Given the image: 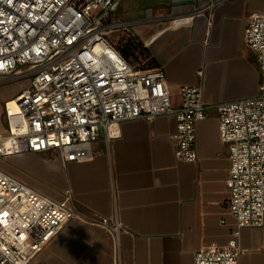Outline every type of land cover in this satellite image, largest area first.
<instances>
[{
    "label": "crops",
    "instance_id": "0c3cea01",
    "mask_svg": "<svg viewBox=\"0 0 264 264\" xmlns=\"http://www.w3.org/2000/svg\"><path fill=\"white\" fill-rule=\"evenodd\" d=\"M207 2L117 0L112 11L122 22L118 31L163 71L174 105L184 85L199 87L206 106L258 93V66L244 30L252 14H264V0H227L210 13H195ZM5 129L3 117L0 133ZM174 132V117L158 115L121 122L118 136L106 142L101 135L85 162L62 164L53 153L8 156L0 170L54 201L67 200L74 212L29 264H193L200 248L224 245L235 220L217 112L208 108L195 124L193 162L175 158ZM99 219L120 224L116 249L94 224ZM238 245V264H264V226L241 228Z\"/></svg>",
    "mask_w": 264,
    "mask_h": 264
},
{
    "label": "built area",
    "instance_id": "2783aa9c",
    "mask_svg": "<svg viewBox=\"0 0 264 264\" xmlns=\"http://www.w3.org/2000/svg\"><path fill=\"white\" fill-rule=\"evenodd\" d=\"M227 0H208L210 13ZM117 0H0V85L28 79L3 103L0 157L55 154L62 164L92 158V145L118 136L121 122L173 116L175 158L196 159L195 124L208 108L218 115L227 147L225 185L235 229L224 245L197 250L193 264H238L239 231L264 226V14H252L244 41L255 56L258 93L206 106L197 86H181L174 105L159 68L135 69L109 41L122 22L112 18ZM74 215L0 170V264H29ZM118 247L120 224L95 220Z\"/></svg>",
    "mask_w": 264,
    "mask_h": 264
},
{
    "label": "rangeland",
    "instance_id": "374dc122",
    "mask_svg": "<svg viewBox=\"0 0 264 264\" xmlns=\"http://www.w3.org/2000/svg\"><path fill=\"white\" fill-rule=\"evenodd\" d=\"M127 38V35L124 34L122 31H118V29L114 30L111 32V34L109 35V41L111 42V44H113V46H115L117 49L120 46V44H122V42L120 41L121 39H125ZM137 60L135 59H130L129 61L131 62V64L133 66H136V63L140 62V58L138 57ZM29 84V80L25 79V80H21L18 82H11V83H5V84H1L0 85V118L2 120L3 116H2V105L3 103H5L6 101H4L5 99H10L14 96V93L18 92L19 90H21L22 88L28 86ZM4 125V124H2ZM37 155V154H35ZM9 163L8 160V156L7 157H0V168L5 167L7 164Z\"/></svg>",
    "mask_w": 264,
    "mask_h": 264
},
{
    "label": "trees",
    "instance_id": "16d2710c",
    "mask_svg": "<svg viewBox=\"0 0 264 264\" xmlns=\"http://www.w3.org/2000/svg\"><path fill=\"white\" fill-rule=\"evenodd\" d=\"M122 44L118 47V49L114 46V48L118 51V53L135 69H147V68H153V66L149 65V60H144L143 56V49L139 44L136 43V41L131 38L130 36H127L125 39L120 40ZM113 45V44H112ZM141 58L139 63H136V66H133L130 59H135L138 61L137 58Z\"/></svg>",
    "mask_w": 264,
    "mask_h": 264
}]
</instances>
